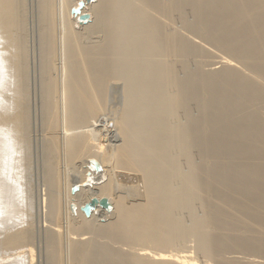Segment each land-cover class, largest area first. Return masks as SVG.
Wrapping results in <instances>:
<instances>
[{"label":"bare ground","instance_id":"bare-ground-1","mask_svg":"<svg viewBox=\"0 0 264 264\" xmlns=\"http://www.w3.org/2000/svg\"><path fill=\"white\" fill-rule=\"evenodd\" d=\"M67 1L55 5L65 36V66L58 75L56 2L38 6L45 25V123L51 132L45 143L47 198L38 203L45 206L48 263L201 264L187 251H170L187 236L198 238L199 254L214 259L204 264H237L225 257L228 250L264 255V0H97L82 10L95 17L87 23ZM22 3L0 0V264H37ZM176 20L226 53L218 57L224 66L191 67L189 57L207 62L209 52L181 34ZM117 82L126 105L111 121L102 112ZM62 128L76 131L64 135L70 163L92 159L85 176L96 179L99 190L84 205L107 197L114 213L110 222L96 223L76 205L78 215L72 216L64 204L63 179L53 162L62 151ZM100 209L107 210L97 205L92 213ZM182 211L190 212L193 227L186 226ZM112 242H141L155 250L126 252Z\"/></svg>","mask_w":264,"mask_h":264},{"label":"rangeland","instance_id":"rangeland-1","mask_svg":"<svg viewBox=\"0 0 264 264\" xmlns=\"http://www.w3.org/2000/svg\"><path fill=\"white\" fill-rule=\"evenodd\" d=\"M22 1H23L22 4H24L26 2V8H25V4L22 5V8L24 7L26 9V12L25 11H21V14L23 12V14H22L23 15V18H22L23 22L21 21L22 22L21 24H23V25H21V27L22 26L25 27V23H26V27H25V29H24V27L20 28V32L19 33H21L22 39H24V41H26L25 43H27V45H25V43H24V45L26 46L27 51H28L27 52L26 50H24L26 52V55H27V65H28V96H29V115H30L29 126L31 127V128L29 127V137H30V147H31V149H30V166H31L30 168H31V170H30V175H29L30 179L29 180H30V183H31L30 185L32 187V189H31L32 195L35 198L34 199V203H35L34 204V211H33V215H34V217H33V222H34V225H33L34 226V228H33V230H34V232H33V235H34L33 245H34V247L36 249V253H37V264H49L48 263L49 257H48V254H47L48 252H47V246H46L47 245V242H46L47 239L45 238V237H47V235H45L47 233H46L45 225H44V216H45V209L44 208H45V206L43 208V206H42L43 202H42V205L38 204L40 202V199H41V201H44V199L47 198L45 193L48 192V189H47V187H48L47 186V167H48V164L46 166L45 163H48L47 159L49 157V152H48V150L46 148L47 146H46L45 143H48V140H49L48 135H50V133H51L50 130H49V127L45 123V122H47V120L45 118L46 107H44L45 101H44V90H43V84H42V82H44L43 81L44 80V77H43V75H44L43 72L44 71H42V70H44V68L42 69V67H43V54H44L43 50H44V47L41 46V45H43V43H42L43 42L42 41V35H43V32H44L43 30H44L45 25L43 23V20L41 19V18H43V17H41V16H43L42 15L43 14L42 13V9H41V11H39L40 8L38 7L39 5H40V7L42 6L41 3H39L42 0L41 1L40 0H22ZM59 1H61L60 2L61 4L63 3L62 0H55L56 4H54V8H55V5H56V7H58L60 5ZM63 1L65 2V0H63ZM72 1H73V4H74V6L72 4V7H75L77 5V3H79V1H81V0H77V1L76 0H72ZM84 1H85V6L83 7L82 10L87 9L86 6L89 7L88 9H90V6L92 5L91 3H97V0H92L91 2H87V0H84ZM66 2H69V1L66 0ZM72 7H71V9H72ZM23 9H21V10H23ZM55 9H56V12H55ZM55 9L52 10V11L55 12L54 14L52 12L53 22H54V26H55V31L59 32V33L55 32L56 33V43H57L56 46H57V50H59V51L61 50L63 52L62 53L60 51V53H59L57 51L56 58H58V57L59 58L55 59V61H56L55 67L59 68V69H55L56 70L55 74L58 75V74L61 73L60 67L62 68V66H63V68H64V66H65V61H63L65 59H61V58H64V55H65L64 51H63L64 50V45H63L64 42H63V40H64L65 36H64L63 27H61L62 24H61V21L59 19L60 16H58V14H59L58 8H55ZM89 13H91L90 14V19L93 20V18H95V17H92V12H89ZM25 14H26V16H25ZM22 15H21V17H22ZM188 15H189V17L192 16L191 13L190 14L188 13ZM57 17H59V18H57ZM176 21H178V23H176ZM176 21H175L174 25L177 27V29L179 30V32L181 34L186 36L189 40H192V42H195V44L198 42L197 45H199L201 47L203 46L202 48H205V50L209 52L208 53L209 60L206 58L207 62H203V61L200 62L202 60L200 57H199L200 60L197 59V57H189L188 62L190 63V65H192L191 67H195L199 63H202L203 67H205L206 70H210V68L213 69V68H216V67L217 68H222L223 64H220L218 62L219 61L218 57H219V55L227 56V54L222 52V51H220V50H218L216 47L212 46L206 40L201 39L200 37H196L192 33L188 32V30H186V28H184V26H182L180 20H176ZM90 22H92V21H90ZM90 22H89V24H91ZM41 24H43L44 26H42ZM74 24H75V26L77 25V29L76 30H78V31H82V29L84 30V27H83V25L81 23H78V24L74 23ZM60 34H61L60 38H63V39H60V38L57 39V37ZM96 35H94V36L97 37V38L95 39V38H93L94 37L93 36L92 37L93 40L94 39L98 40V38H100L99 36H101L100 34H96ZM58 40L62 41V42L60 41V43H62L61 46H60V43L57 42ZM207 43H209V44H207ZM25 46H24V48H25ZM61 47H62L63 50L61 49ZM210 53H211V56H210ZM215 53H216V56H215ZM61 54H63V55H61ZM60 60L64 64H62ZM203 60H205V59H203ZM57 61H60V62L57 63ZM205 63H206V65H205ZM56 64H58V65H56ZM236 66H238L239 68L241 67L240 63H238V62L236 64ZM243 70H244V68H243ZM182 73H181V75H183ZM115 86H116L115 87L116 89L118 88L117 91H119V92L117 93L115 88L112 89V91H111L112 93H110L111 96H109V98H108L109 99L108 103L110 104V106L112 105L113 107L112 106L111 107L110 106L109 107L106 106V108H108V109L105 108V110L102 112L103 114H105V116L110 118L111 121L112 120L114 121L113 117L115 118V117H117V115L120 116L122 110H124L122 108L125 107V105H126V100H125V97H124L125 96V92H124V88L122 86V83L120 84V83L117 82V85H115ZM123 94H124V96H123ZM109 101L112 102V104ZM263 102H262V104H263ZM262 104H261V107H262L261 111L263 110L262 112H263V116H264V104L263 105ZM45 125H46V127H48L47 130H46ZM62 129L59 131L60 133L59 132L57 133L60 136L62 135L61 137H59L62 140V145H61L62 151L59 153V156L56 159L53 160V162H54V164H56V166L57 165L59 166V168L57 167L58 168L57 170L60 173V178L63 179V180L61 179L62 180V182H61V184H62L61 191L62 192L60 190L59 191H60V194H62V193L65 194V195H62V196H64L63 197V200L65 201L64 204L69 203V204H67V206L69 207L70 212L73 214L72 216H76V215H78V212H77V210L74 211L75 205L77 207L81 208L84 205V202L87 199L88 195H91L92 191L94 193L95 190H99V188H98V185L95 184L96 183V179L95 180H92V179L88 180L87 177L85 176L86 173H85L84 170L88 169L87 166L90 164V161H92V159L88 158V160L87 159H85V160H82V159L75 160L74 163H70V161L68 160V157L66 156L67 153L65 154L66 151L63 150V149L66 148V146L63 145L64 135H66L65 137H67L68 135L74 136L73 133H75L76 131H68L66 133V131H64L65 129L64 128H62ZM61 131H62V133H61ZM82 131H84V129H82ZM77 132H81V129H79V131H77ZM102 134H104V132H102ZM70 136H68V137H70ZM121 142L122 141L120 139L119 142H117V144H119ZM63 151H64V153H63ZM86 160H87V162H85ZM59 169L60 170H64V171L61 172ZM61 174H63L64 177H63V175L61 176ZM88 175H91V174L88 173ZM95 175H96L95 177L97 178L98 175L96 174V172H95ZM68 177H70L71 179L68 178ZM69 180H71V181H69ZM66 181H68V182H66ZM94 181H95V183H94ZM73 183H75V184H73ZM90 184H92V186ZM96 185H97V187H96ZM66 186H67V188H65ZM68 186H69V188H68ZM70 186H72L71 191H69ZM77 187H79V188H77ZM73 188H76V190L74 191ZM82 188L84 189V191H82L83 190ZM64 189H66V190L68 189L69 193L65 192L66 190H64ZM113 194H112V196L116 197V194L115 193H113ZM128 201L130 202L131 200L128 199ZM197 205H196V207H198V206L199 207L196 208L195 211H196V213L198 212L197 214L200 215V214L203 213V211H202L201 206L200 205L197 206ZM65 207H66V205H65ZM40 209H41V211H40ZM42 210H44V211H42ZM98 211H97L98 213L97 212L91 213V215H90L91 217L89 216V218H92V216H93V219H95V222L96 223H100V224H105V223L110 222L111 220H113V218H114V213H112L113 210H109L107 212V210L100 209ZM104 211H106V212H104ZM188 212L189 211H182L183 214L181 212H179V213L182 214V215H180V217L182 219L183 218L184 219L187 218L186 220L183 219V221H187L186 222V226L188 225V228H190V227H193V224H195L194 222H196V221L193 220V223H192L193 217H191L190 214H188ZM185 215H187V216H185ZM183 216H185L186 218L183 217ZM188 218H190L191 220H188ZM64 220L66 221V219H64ZM189 224H190V226H189ZM86 235H85V237H89L90 236L89 238H91L92 234L91 235L88 234L87 236ZM189 235H191V234H189ZM92 237H93V235H92ZM187 237H188V239H187ZM187 237H186L187 241H185L184 243H182V245H180L178 247L174 246V247H172V249L169 248L170 251L172 250L175 253L177 251H180L179 253H182L183 251H187L188 254L193 255V257H195L196 260L198 258L197 261L201 262V264L209 263V262L214 263L213 262L214 259L210 260L211 259L210 257H208V256L204 257L203 255H201V253L199 254V248H197L198 247L197 244H199V242L197 243V241H199V240L196 241V239H198L197 237L196 238L194 236H190V237L187 236ZM89 238H87V239H89ZM103 240H106V239H103ZM103 240L101 239L100 241L101 242H106V241H103ZM113 243H114V246L119 247V248L121 247L120 249H124L126 252H129L130 250H131L130 252H134L135 249H136L135 251H138V249L141 248V246L142 247L143 246H148V248L150 247L152 250L154 249L151 245L149 246L148 244L147 245L143 244V243L141 244V242L140 243H135V244H130V245H123L121 243L120 244L119 243L115 244V242H112V245H113ZM251 255H252L251 253L247 254V252L243 253V251L241 252L239 250H228L225 253V257L227 256V258H230V259L234 258L233 260H235V262H237V264H264V255H260L261 258H260L259 255H258L259 257L257 255L256 256L252 255L253 256L252 257ZM235 258H237V260ZM239 259L241 260V262H240ZM217 264H222V263H217Z\"/></svg>","mask_w":264,"mask_h":264},{"label":"water","instance_id":"water-1","mask_svg":"<svg viewBox=\"0 0 264 264\" xmlns=\"http://www.w3.org/2000/svg\"><path fill=\"white\" fill-rule=\"evenodd\" d=\"M92 0H87V2H91ZM85 6V1L81 0L78 3L77 7L72 8V13L74 15L79 16V21L81 23H87L90 20V15L88 13H82V9ZM93 167L96 171H101L102 167L98 162L93 163ZM75 191L76 188H73ZM97 205H100L101 207H104L107 210H111V203L107 197H103L102 199H98L97 197L92 198L90 201H88L85 205L81 207V210L84 212L85 216H90L93 209L97 207Z\"/></svg>","mask_w":264,"mask_h":264}]
</instances>
